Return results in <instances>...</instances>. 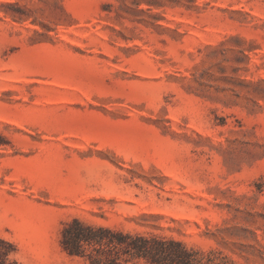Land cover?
Instances as JSON below:
<instances>
[{
	"label": "rangeland",
	"instance_id": "obj_1",
	"mask_svg": "<svg viewBox=\"0 0 264 264\" xmlns=\"http://www.w3.org/2000/svg\"><path fill=\"white\" fill-rule=\"evenodd\" d=\"M75 217L264 264V0H0V236Z\"/></svg>",
	"mask_w": 264,
	"mask_h": 264
},
{
	"label": "trees",
	"instance_id": "obj_2",
	"mask_svg": "<svg viewBox=\"0 0 264 264\" xmlns=\"http://www.w3.org/2000/svg\"><path fill=\"white\" fill-rule=\"evenodd\" d=\"M61 245L88 264H228L226 256L206 252L173 236L123 230L80 218L67 221ZM14 245L0 236V264H24L11 257Z\"/></svg>",
	"mask_w": 264,
	"mask_h": 264
}]
</instances>
